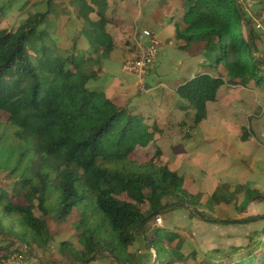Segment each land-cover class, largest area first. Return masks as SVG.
Segmentation results:
<instances>
[{
	"label": "trees",
	"instance_id": "1",
	"mask_svg": "<svg viewBox=\"0 0 264 264\" xmlns=\"http://www.w3.org/2000/svg\"><path fill=\"white\" fill-rule=\"evenodd\" d=\"M45 1L46 12L29 16L16 30H0V111L8 115L0 122V238L6 243L0 247V258L22 254L24 248L38 259L35 250L51 242L47 219L76 231L81 249L66 241L59 249L62 259L75 264H91L106 254L120 264H138L139 254L128 252L136 235L144 232L151 219L183 204L193 208L191 217L219 225L234 223L194 211L202 205L201 195L189 193L184 177L168 166L154 159L131 160L135 150L154 141L160 132L157 124L148 126L143 116L88 88L90 81L100 77L101 60L113 50L107 27L120 26L106 14L108 0H71L84 25L80 35L88 47L78 48V36L65 52L46 31L55 8L53 0ZM179 1L184 7L175 25V39L183 43L179 49L200 44L205 58H215L210 69L176 89L194 108V124L198 125L206 119L207 104L217 100L222 85H254L264 93V64L252 56L245 24L257 55L261 34L255 32L241 4L239 14L234 0ZM219 66L228 79L214 72ZM240 138L245 141L248 136L243 133ZM161 155L158 148L155 159ZM229 190V185H219L205 206L212 210L229 204ZM254 198L261 196L256 192ZM257 219L264 221V216L251 221ZM261 233L264 238V228ZM154 239L148 243L152 249L156 248ZM163 248V260L158 261L157 251L156 264L195 259V253L184 256L177 247H162L161 252ZM228 257L226 264H264V239L260 250Z\"/></svg>",
	"mask_w": 264,
	"mask_h": 264
},
{
	"label": "rangeland",
	"instance_id": "2",
	"mask_svg": "<svg viewBox=\"0 0 264 264\" xmlns=\"http://www.w3.org/2000/svg\"><path fill=\"white\" fill-rule=\"evenodd\" d=\"M163 1L166 0H108L106 14L115 17V22H119L120 26L107 27L113 39V50L108 57L101 60L100 77L90 81L88 88L104 93L118 106L126 107L131 113L143 116L148 126L157 124L160 132L155 134L154 141L144 149L135 150L130 157L131 160L142 163L154 159L158 165L170 167L169 169L185 178L184 187L189 193L201 195L202 205L197 206L194 211L203 213L205 218L234 222L231 225H219L202 220L197 215L191 217L190 212L193 208L187 204H183L182 208L172 210L167 208L169 210L166 213L158 216L162 220L161 226L155 224L157 216L148 221L144 226V232L142 235H136V240L128 248V252L139 254L136 255L138 264H156L157 251L158 261L161 262L164 253V248L163 252L160 251L162 247L170 250L177 247L184 256L195 253V259L182 260L177 264H207L211 261L226 264L228 256L243 257L249 252L260 250L264 239L261 233L264 221L262 219L251 221L252 218L264 216L262 209L264 204L258 203L257 211L252 213L248 211L252 200L263 199L264 194L250 187L249 176L242 180L244 184L245 181L248 183L239 185L240 180L232 173L234 167L237 169L240 167L235 162L238 158L236 148L239 141L234 130H239L236 124L245 120L246 124L241 131L249 138L250 125L246 120L251 113L241 119L238 108L228 106L234 99L232 94L222 92L218 103L207 105L206 119L198 125L194 124V108L176 94V89L186 80L210 69V64H213L215 58H205L200 44H192L186 50L179 49L183 43L175 39V25L181 21L180 15L184 13V9L179 12L175 9L172 14H164ZM257 2L260 4L256 5ZM240 4L245 15L253 20L254 30L259 34L263 26L257 19L260 9L256 6H262V0H240ZM53 5L55 11L49 14L45 28L55 46L65 52L79 36L78 48L86 50L87 40L80 35L84 25L79 21L71 0H53ZM158 6L162 10L154 12V15L153 10H157ZM47 10L45 0H0V30H16L29 16ZM91 17L95 19L96 15L91 14ZM172 22L175 23L171 24ZM144 30L151 31L160 44L155 63L150 65L140 78L124 72L122 62L137 54L138 43L142 42L140 36ZM143 43L147 44L146 40H143ZM200 55L204 57L203 63L200 61ZM214 72L228 79L227 72L222 66ZM260 98L264 103V97ZM244 105L248 108V103ZM263 112L264 110L260 113ZM7 118L8 115L0 111V122H5ZM256 119L257 117L250 118L252 129ZM260 123L264 124V117ZM158 148L162 155L155 159ZM239 153L251 156L248 150ZM257 156L264 160V153L258 152ZM256 166L259 170L260 163L256 162ZM240 171L238 169V173ZM222 184L230 186L227 194L232 202L214 206L212 210L207 208L205 203L209 196ZM238 186L242 187L240 191ZM256 192L261 198H254ZM246 194L254 199H247ZM169 201L173 204L175 200L170 198ZM142 209L146 212L147 206H143ZM177 210L183 211L170 214L171 211ZM73 220L71 218L69 224ZM46 222L51 237L50 245L43 250H35L38 259L34 255V258H31L24 248L21 249L25 263L75 264L68 259H62L59 249L64 241L81 249L76 231L70 225H58L51 219H47ZM153 238L156 248L152 249L148 243ZM5 244L0 238V247ZM91 264L120 262L106 254Z\"/></svg>",
	"mask_w": 264,
	"mask_h": 264
},
{
	"label": "crops",
	"instance_id": "3",
	"mask_svg": "<svg viewBox=\"0 0 264 264\" xmlns=\"http://www.w3.org/2000/svg\"><path fill=\"white\" fill-rule=\"evenodd\" d=\"M163 2L164 4L162 5V9H163L164 14L165 13L172 14L175 9H177L178 12L184 9L183 3L181 1L177 2V0H166ZM262 2H263L262 6H256V8L260 9V11L257 14L258 15L257 19L262 23V26H263L261 29V32L259 33V34H262L261 39L259 41H256V46H257V50L259 51L260 55L264 56V0H262ZM255 4L259 5L260 3L257 2ZM158 7H157V10L156 9L153 10V13L156 11L160 12L162 10L161 7L159 8ZM180 16L182 18L183 13H181ZM174 23L175 22H172L171 24H174ZM158 42L160 44V41ZM200 61L201 63H203L204 61V57L202 55H200ZM222 92L232 94L234 99L228 104V106L229 107L233 106L235 108H238L237 110L241 114V119H243V116H249V114L251 113V116L246 120L250 125L248 128L249 138L246 139L245 141H242V139L239 138L242 135V131H241L242 127L243 125L246 124L245 120L236 124L240 128L239 130L238 129L234 130V133L236 135L235 137H237L239 141V145L236 148V152H238L237 154L238 158L235 160V162H237L238 166H240L238 169H240L241 171L240 173H238V169L234 167L235 170L232 173L234 174L236 178L240 180L239 185H245L246 183H248L247 181H245V184H244L242 180H244L245 178L249 176L250 178L249 183H251L250 187L256 188V190L260 194H264V160H261V158L257 156L258 152L262 154L264 153V124L260 123L262 118L264 117V112L263 114L260 113L261 111L264 110V103L262 102L260 97L261 96L264 97V93L260 88H257L254 85H248L246 87L222 85L220 89L218 90L217 100L215 102H210V103H218L219 95ZM210 103H208L207 105H209ZM247 103H248V108H245L244 104H247ZM251 117H257V119L253 122V129L250 123ZM246 150L250 152L251 156L247 157L239 153V152H245ZM256 162L260 163L259 170L257 169ZM185 186H186V180H185ZM237 198L239 200L238 196ZM258 203L264 204V198L258 201L257 200L255 201V199L252 200V202L250 203L248 207L249 208L248 211L251 213L252 211H257L259 207ZM182 211L183 210L171 211L170 214H174V212L180 213Z\"/></svg>",
	"mask_w": 264,
	"mask_h": 264
},
{
	"label": "built area",
	"instance_id": "4",
	"mask_svg": "<svg viewBox=\"0 0 264 264\" xmlns=\"http://www.w3.org/2000/svg\"><path fill=\"white\" fill-rule=\"evenodd\" d=\"M141 43H138V52L134 57H128L122 62L124 72L136 75L142 78L145 70L155 63L158 54L159 42L154 37L153 33L144 30L140 36ZM146 40L147 44L143 43ZM161 218H156V226H161ZM0 264H26L21 253L13 254L7 258H0Z\"/></svg>",
	"mask_w": 264,
	"mask_h": 264
},
{
	"label": "water",
	"instance_id": "5",
	"mask_svg": "<svg viewBox=\"0 0 264 264\" xmlns=\"http://www.w3.org/2000/svg\"><path fill=\"white\" fill-rule=\"evenodd\" d=\"M234 1H235V5H236V8H237L239 14L242 16V12H241V9H240V0H234ZM243 20H244V18H243ZM245 25H246L247 35H248L247 36V42H248V46L250 48V51L252 52V56H253V58L255 60H257L259 62H262L264 64V59L262 57H260L259 55L254 53L253 43H252V35H251V32H250L248 24L246 23ZM93 258H94V256H93Z\"/></svg>",
	"mask_w": 264,
	"mask_h": 264
}]
</instances>
